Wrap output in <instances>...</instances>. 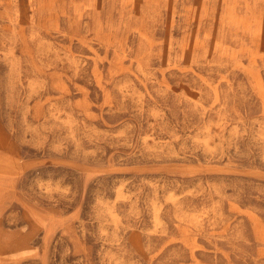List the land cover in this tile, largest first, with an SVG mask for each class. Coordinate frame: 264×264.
Masks as SVG:
<instances>
[{
    "label": "rangeland",
    "instance_id": "obj_1",
    "mask_svg": "<svg viewBox=\"0 0 264 264\" xmlns=\"http://www.w3.org/2000/svg\"><path fill=\"white\" fill-rule=\"evenodd\" d=\"M0 264H264V0H0Z\"/></svg>",
    "mask_w": 264,
    "mask_h": 264
}]
</instances>
